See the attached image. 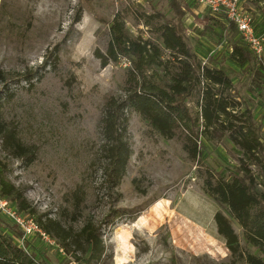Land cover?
Wrapping results in <instances>:
<instances>
[{
  "label": "rangeland",
  "instance_id": "obj_1",
  "mask_svg": "<svg viewBox=\"0 0 264 264\" xmlns=\"http://www.w3.org/2000/svg\"><path fill=\"white\" fill-rule=\"evenodd\" d=\"M239 1L238 13L249 20L250 16L243 14L244 0ZM154 12L178 26L203 64L208 58L215 59L251 110L264 141V70L259 67H264V46L261 58L244 69L233 64L228 59L229 35L215 20L217 14L203 3L0 0V111L35 152L30 163L5 154L1 157L6 176L24 191L37 215L76 228L83 220L99 223L107 215L110 198L100 187V172L91 160L100 141L97 123L102 104L107 96L120 93L128 64L122 61L102 68L93 53L96 49L105 51L109 23L117 13L125 19L132 36L148 38L150 33L137 20L142 13ZM55 48L58 62L52 69L44 61ZM27 76L32 77L31 87L24 81ZM128 129L133 153L116 206L125 211L144 210L133 222L102 226L107 255L99 264L227 263L229 252L210 221L215 211L227 213L201 187L205 169L225 176L235 171L237 153L231 144L225 139L205 143L204 159L196 166L180 140H165L153 133L136 113L129 114ZM74 193L82 197L77 210L72 206ZM7 203L6 209L14 215L10 218L0 212L7 227L15 230L18 226L25 234L16 219L25 226L36 225L35 217L17 213L14 204ZM74 212L77 222L71 218ZM180 212L205 224L196 225ZM230 222L242 246L257 254L244 245L237 223L231 218ZM40 232L43 235L30 232L20 244L27 241L42 264H77L56 240Z\"/></svg>",
  "mask_w": 264,
  "mask_h": 264
},
{
  "label": "trees",
  "instance_id": "obj_2",
  "mask_svg": "<svg viewBox=\"0 0 264 264\" xmlns=\"http://www.w3.org/2000/svg\"><path fill=\"white\" fill-rule=\"evenodd\" d=\"M244 2L243 14L250 16L254 37L264 38V0ZM215 18L229 35L228 59L233 64L244 69L258 58L236 23L223 10ZM137 21L150 33L148 38L141 34L132 36L125 19L117 13L109 23L105 51L96 49L93 53L102 68L122 61L128 64L120 93L107 96L102 104L97 123L100 141L91 160V165L100 172V187L110 198L107 215L99 223L83 220L77 228L37 215L24 197V191L6 176L1 157L5 154L30 163L35 152L22 142L16 128L8 125L1 111L0 197L12 202L17 213L35 217L38 228L56 240L77 264H99L107 255L102 226L123 220L133 222L144 210L125 211L116 206L121 198L118 189L133 153L129 114L136 113L153 133L165 140H180L183 151L196 166H201L204 159L205 143L225 139L231 144L237 153L235 171L225 176L205 169L201 189L227 213L216 211L213 215L216 233L229 252V261L222 264H264V141L257 121L237 96L232 79L215 59L208 58L203 64L174 22L155 12L142 13ZM48 62L55 69L57 48L46 55L44 65ZM259 67L264 70L262 64ZM24 81L29 87L33 85L31 76ZM81 200L78 193L73 194L74 210ZM71 218L73 222L78 221L75 212ZM230 218L237 223L244 245L257 254L242 246ZM23 236L18 226L13 230L0 218V264H42L27 241L23 246L20 244Z\"/></svg>",
  "mask_w": 264,
  "mask_h": 264
},
{
  "label": "built area",
  "instance_id": "obj_3",
  "mask_svg": "<svg viewBox=\"0 0 264 264\" xmlns=\"http://www.w3.org/2000/svg\"><path fill=\"white\" fill-rule=\"evenodd\" d=\"M199 3H203L204 5L208 6L212 13L219 14L222 10L226 13L227 17L234 21L238 27V31L244 38V40L251 46L252 50L254 51L255 55L258 58H261L263 54V46H264V38L254 37L249 20L245 17H242L237 10V2L238 0H197ZM8 203L7 200L0 197V212L4 215L14 218V215L10 213L9 210L6 209ZM16 221L21 225L23 230H25V234L23 238H21V242L24 238L30 234V232H40V229L37 225L29 224L27 226L18 219ZM43 235V234H42ZM23 246V245H22Z\"/></svg>",
  "mask_w": 264,
  "mask_h": 264
},
{
  "label": "crops",
  "instance_id": "obj_4",
  "mask_svg": "<svg viewBox=\"0 0 264 264\" xmlns=\"http://www.w3.org/2000/svg\"><path fill=\"white\" fill-rule=\"evenodd\" d=\"M216 212V211H215ZM214 212V213H215ZM214 213H212V215H211V218H210V221L212 220V224H213V227H214V230H215V233H216V228H215V225H214V223H213V215H214ZM180 215L183 217V218H185V219H187V220H189V221H191V222H193L194 224H196V225H199V226H203V224H205V223H200V222H198L197 220H195L193 217H191V216H189V215H186L185 213H183V212H180ZM217 234V233H216Z\"/></svg>",
  "mask_w": 264,
  "mask_h": 264
}]
</instances>
